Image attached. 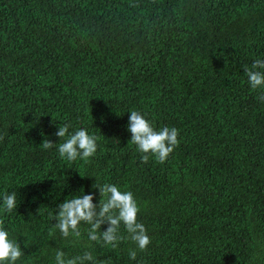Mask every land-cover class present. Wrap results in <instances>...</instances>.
<instances>
[{"label":"trees","instance_id":"trees-1","mask_svg":"<svg viewBox=\"0 0 264 264\" xmlns=\"http://www.w3.org/2000/svg\"><path fill=\"white\" fill-rule=\"evenodd\" d=\"M257 58L264 0H0V218L16 264H56L57 249L96 264H264V102L244 73ZM132 110L179 130L164 163H142ZM63 123L97 136L87 161L60 157ZM105 183L133 192L146 250L55 227L58 204L98 203Z\"/></svg>","mask_w":264,"mask_h":264},{"label":"clouds","instance_id":"clouds-1","mask_svg":"<svg viewBox=\"0 0 264 264\" xmlns=\"http://www.w3.org/2000/svg\"><path fill=\"white\" fill-rule=\"evenodd\" d=\"M244 73L251 90H262L257 99L264 102V59H255L250 67L244 69ZM69 127V124L63 123L55 133L59 138L68 137L65 142L58 145L60 157L68 161H75L78 158L87 161L97 151V136L89 134L84 128L72 133L69 132ZM127 129L131 133L130 141L144 154L141 157L142 163L149 161V153L155 156L158 163H164L180 143L179 130L176 127L164 126L156 130L152 122L136 110L130 111ZM42 144L44 149H51L54 146L48 139ZM93 187L99 190L98 203H93L94 194L89 193L74 196L58 204V211L53 218L56 221L55 227L62 236L80 237V225L85 223L90 225L88 239L97 242L101 247L110 245L115 249L121 241L127 239L135 243L140 251L146 250L151 238L145 225L138 221L140 207L133 192L122 191L112 183L94 184ZM2 200L3 212L10 213L16 210L18 204L16 192L3 194ZM105 223L108 225L106 230L100 231L101 225ZM3 224L4 221L0 218V264H16L24 252L18 240L9 237V232L5 230ZM121 224L127 236L120 234ZM128 255L131 260H135L137 251L130 249ZM65 257L66 253L57 249L56 264H85L89 261L96 264V258L87 251L81 256Z\"/></svg>","mask_w":264,"mask_h":264}]
</instances>
